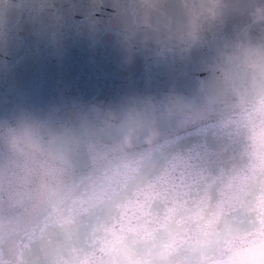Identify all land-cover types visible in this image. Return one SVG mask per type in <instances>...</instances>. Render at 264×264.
<instances>
[{
	"label": "water",
	"instance_id": "1",
	"mask_svg": "<svg viewBox=\"0 0 264 264\" xmlns=\"http://www.w3.org/2000/svg\"><path fill=\"white\" fill-rule=\"evenodd\" d=\"M0 264H264V0H0Z\"/></svg>",
	"mask_w": 264,
	"mask_h": 264
},
{
	"label": "snow or ice",
	"instance_id": "2",
	"mask_svg": "<svg viewBox=\"0 0 264 264\" xmlns=\"http://www.w3.org/2000/svg\"><path fill=\"white\" fill-rule=\"evenodd\" d=\"M203 75V71L202 69L199 67V65H194L192 68H191V78L192 79H196V78H199Z\"/></svg>",
	"mask_w": 264,
	"mask_h": 264
}]
</instances>
